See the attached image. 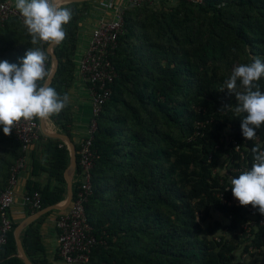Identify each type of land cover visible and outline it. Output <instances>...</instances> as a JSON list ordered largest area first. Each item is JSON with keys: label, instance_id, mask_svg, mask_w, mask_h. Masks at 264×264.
<instances>
[{"label": "trees", "instance_id": "1", "mask_svg": "<svg viewBox=\"0 0 264 264\" xmlns=\"http://www.w3.org/2000/svg\"><path fill=\"white\" fill-rule=\"evenodd\" d=\"M200 1L163 0L124 11L123 33L110 58L116 78L92 138L96 158L84 210L97 243L87 264H237L243 255L264 264V226L254 222L264 214L241 206L230 188L232 177L251 168L250 149L259 144L264 150V125L246 140L243 114L221 109L234 106V96L219 91L235 66L264 57V0ZM76 5L65 6L72 19L64 25L66 39L54 48L59 64L50 86L61 97L76 78ZM29 47L20 17L0 24V60L16 63ZM46 62L49 71V55ZM259 83L264 91V78ZM48 119L72 141L69 102ZM197 123L204 127L194 136ZM31 151L33 179L23 196L37 192L41 210L65 199L68 150L38 131ZM22 155L12 132L0 130V192ZM30 210L26 215L39 211ZM65 211L52 210L20 232L32 264H51L40 226ZM16 226L11 222L0 249L2 264H23L16 257Z\"/></svg>", "mask_w": 264, "mask_h": 264}, {"label": "clouds", "instance_id": "2", "mask_svg": "<svg viewBox=\"0 0 264 264\" xmlns=\"http://www.w3.org/2000/svg\"><path fill=\"white\" fill-rule=\"evenodd\" d=\"M63 5L64 0H15L34 47H29L16 63L0 60V130L5 136L21 119H38L39 125V119L58 115L68 103L67 95L61 97L47 83L48 54L42 47L45 43L59 45L66 39L64 25L71 22L72 10ZM262 78L264 57L254 56L251 62L235 66L219 89H227V94L234 96L235 105L225 104L221 109L243 114L240 129L246 140L255 139L264 125ZM250 152L251 168L232 177L230 188L241 206L251 205L264 214V150L257 144Z\"/></svg>", "mask_w": 264, "mask_h": 264}, {"label": "built area", "instance_id": "3", "mask_svg": "<svg viewBox=\"0 0 264 264\" xmlns=\"http://www.w3.org/2000/svg\"><path fill=\"white\" fill-rule=\"evenodd\" d=\"M161 1L163 0H128L126 6L118 11L113 20L103 22L92 30L85 53L77 62V75L88 84L90 119L86 136L77 150V169L79 171L76 191H73L71 203L65 213L59 215L55 223L58 253L65 264H87L91 249L97 243L87 221L84 204L92 193L91 170L96 158L92 149V138L97 129L96 119L102 106L110 97V85L116 78L115 68L110 58L117 47L118 36L123 33L124 11L127 8H138L144 5L154 6L160 4ZM186 1L201 2L200 0ZM16 16L23 20L6 1L0 0V24ZM44 45L48 46L49 44L45 43ZM203 127V123H197L193 135H200V130ZM38 131V119L31 121L21 119L15 123L12 130L14 139L21 145L24 155L14 161L10 168L7 184L0 192V249L6 244V237L11 227L9 212L15 203L18 177L27 167L30 149L38 140ZM232 145L234 151H240L239 145L235 141L232 142ZM241 156L243 157L242 154ZM22 205L28 206L31 210H39L41 206L39 194L34 192L32 196H23ZM254 222L264 226V216ZM0 264H2L1 260Z\"/></svg>", "mask_w": 264, "mask_h": 264}, {"label": "crops", "instance_id": "4", "mask_svg": "<svg viewBox=\"0 0 264 264\" xmlns=\"http://www.w3.org/2000/svg\"><path fill=\"white\" fill-rule=\"evenodd\" d=\"M4 1H6L12 8L17 11V9L15 8V0ZM127 3L128 0H85L76 3H67V1L64 0L63 6H67L69 4H77L76 9L81 12L80 19L77 22L78 40L75 62H78L83 57L90 40L92 30L103 22L113 20L118 11L125 7ZM75 74L76 78L68 92V102L73 116V123L71 126L72 141L74 145H79L86 136V130L90 119V96L88 92V84L77 75V69L75 70ZM44 128L48 133L59 132V130L49 119H45ZM31 150L32 148L30 149V154L28 155L27 167L23 172L20 173L18 177L15 203L10 209L9 214L11 222L16 223L17 225L28 217V215H26V212L29 211V208L22 205V197L24 193H26L27 182L33 179L30 175V156L32 154ZM39 181L42 183L44 182L42 178H40ZM74 181H78V176L73 177V182ZM31 214L33 213H30V215ZM57 216V213H53L41 224L40 234L47 259L51 262V264H65L57 254V230L55 225Z\"/></svg>", "mask_w": 264, "mask_h": 264}, {"label": "water", "instance_id": "5", "mask_svg": "<svg viewBox=\"0 0 264 264\" xmlns=\"http://www.w3.org/2000/svg\"><path fill=\"white\" fill-rule=\"evenodd\" d=\"M67 3H76V2H82L85 0H66ZM55 44H49L46 48V52L50 57V70H49V77H47V83L50 85L52 83V79L57 71L58 68V59L56 57V55L54 54V48H55ZM77 64V62H76ZM77 69V67H76ZM44 120L39 119V130L40 132L47 138H51V139H57L60 140L62 143H64L67 146L68 149V155H69V163L67 168L65 169L64 172V178H65V182H66V196L65 199L56 204V205H52V206H48L44 209H41L31 215H29L27 218H25L22 222H20L14 229L13 231V236H14V240H15V244H16V250H17V254L16 257L19 258L23 264H32L29 259L27 258L24 249L22 247L20 238H19V234L20 232L27 227L29 224H31L32 222H34L35 220H37L39 217H41L42 215L52 211V210H57V211H64L67 209V207L70 205L72 197H73V177L74 174L76 172V168H77V152H76V146L73 144V142L71 141V139L67 136L64 135L60 132H56V133H48L46 132L45 128H44Z\"/></svg>", "mask_w": 264, "mask_h": 264}, {"label": "rangeland", "instance_id": "6", "mask_svg": "<svg viewBox=\"0 0 264 264\" xmlns=\"http://www.w3.org/2000/svg\"><path fill=\"white\" fill-rule=\"evenodd\" d=\"M258 260L260 259L257 257H249L248 255L245 256L243 255L242 257L241 256L237 257V264H258L257 263L259 262Z\"/></svg>", "mask_w": 264, "mask_h": 264}, {"label": "bare ground", "instance_id": "7", "mask_svg": "<svg viewBox=\"0 0 264 264\" xmlns=\"http://www.w3.org/2000/svg\"><path fill=\"white\" fill-rule=\"evenodd\" d=\"M48 130H49V127H48Z\"/></svg>", "mask_w": 264, "mask_h": 264}]
</instances>
